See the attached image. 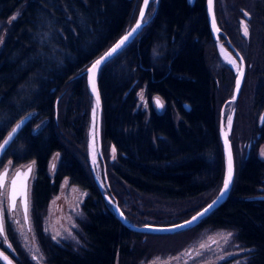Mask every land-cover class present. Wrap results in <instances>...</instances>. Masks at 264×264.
<instances>
[{"label": "trees", "instance_id": "trees-1", "mask_svg": "<svg viewBox=\"0 0 264 264\" xmlns=\"http://www.w3.org/2000/svg\"><path fill=\"white\" fill-rule=\"evenodd\" d=\"M140 1L0 0V21L20 8L8 22L0 49V141L17 120L30 115L2 159L34 162L31 214L45 263L138 264L162 252L163 242L157 240L211 227L235 232L236 241L251 249L246 264H264V160L254 152L245 154L237 167L234 163L233 181L221 205L194 227L167 235L124 227L89 170L86 131L93 99L87 71L131 28ZM204 2L150 0L147 12L153 16L148 24L97 75L102 179L121 212L136 225L186 220L216 197L223 182L219 112L231 97L235 75L217 53ZM213 12L219 40L228 48L231 42L246 63L245 80L232 103L233 135L237 139L261 131L264 137V122L259 125L251 118L264 109V0H213ZM241 17L249 28L246 43L238 34ZM249 77L257 83L251 115L245 118ZM228 89L229 95H223ZM138 94L145 101L139 107ZM156 97L164 102L160 111ZM106 145L115 147L113 162ZM54 153L60 156L50 176L47 164ZM63 178L86 192L84 246L79 249L54 244L40 230L41 213ZM14 263L32 264L22 252Z\"/></svg>", "mask_w": 264, "mask_h": 264}, {"label": "rangeland", "instance_id": "rangeland-1", "mask_svg": "<svg viewBox=\"0 0 264 264\" xmlns=\"http://www.w3.org/2000/svg\"><path fill=\"white\" fill-rule=\"evenodd\" d=\"M143 2L144 0H141L139 3L135 21L140 12V9L142 8ZM148 5L146 6L145 15L143 17L144 24L140 30H142L144 26L148 24L150 18L153 16L152 11L147 12ZM149 9H152V7H149ZM19 10L20 8L16 9L9 16L8 19L0 21V49L3 44V40L6 35V32L8 30V22L13 21L17 18L19 14ZM242 20L247 23L246 18L241 17L239 19L240 22ZM238 30H239L238 34L242 37L243 43H246L247 39H245V36L243 35L241 23L238 25ZM139 32L135 36V38L139 35ZM229 44L240 54L241 57H243L231 42ZM215 46L220 59L231 68L233 74L236 77L237 73L235 67L229 62L230 59H228L226 56H223L220 47L225 50V52L230 56L232 60L236 61V64H239V60L237 59V57L233 54L230 48H228L221 40H219V38L215 41ZM245 64L246 63L244 60V67H246ZM235 77H234V81H235ZM244 80H245V71L243 76V82ZM234 81H233V87H234ZM256 83H257V78H255V80H252V77H249L247 79V85H250V87H249V91L245 95V98H243L245 101L244 107L246 110L244 114L245 118L247 115L249 116L251 115L250 107L253 108L252 104H254L253 97L255 92L254 90L256 88L255 87ZM218 85H217V91L218 93H221L219 91H222L224 89L221 90V86ZM229 92L230 91L228 89L227 92H224L223 95L228 96ZM231 97H229L228 99L226 98L227 100L225 99L220 106L219 122L220 120L223 121L224 132L227 133L229 141L230 138L232 140L230 144L233 152L235 167H237V165L242 160L244 155L247 154L248 152H254V154L259 159L264 160V155H262V152H264V137L261 136L262 138L259 137L256 143L255 142L252 143L253 140L256 139L257 131L255 132L251 131V133H249L248 135L240 136V137L238 136L237 139H235L233 135L235 132L232 130L233 126L231 127L230 130L228 129L227 116L232 115L233 118L232 125L235 122L234 113L236 107L232 106L233 101H228ZM137 100H138L137 101L138 107L141 106V104L144 105L145 101L143 99L142 94H138ZM159 100L160 102H162V108H164V102L161 101L162 99L160 98ZM152 106L155 109V106L153 104ZM93 108L94 105L90 109V120L86 131V147H87L89 170L91 171L93 178L96 184L98 185V187L100 188V190L102 192H107V188L105 182L102 179V174H101V171L104 172V168L101 166L99 162V157H101V155L103 154L104 146L100 139V155H99L96 145V136H95L96 121L94 124ZM142 109L146 111L147 107L144 106V108ZM222 112H223V117H222ZM261 113L262 112L258 110L254 117L251 116V118L254 120L255 123L256 122L260 123ZM172 115L174 122L177 123L180 120L179 116L176 113ZM44 124L45 121L41 123L40 126H43ZM91 144L94 147L95 163L93 162V159H91L90 157ZM106 146L105 147L108 152L107 153L108 160L110 162L115 161L116 153H115V158H113V153H112V149L115 147L113 145H106ZM2 155L0 156V173L1 170L3 171V169L5 168L4 166H9V173H8L9 176L13 173L15 169H17V167L22 168L23 166L27 165V163L25 162L12 165V162L10 160L8 159L3 160ZM59 156H60L59 153H54L48 161L47 172L50 176H53L54 174V169L56 168L55 166L57 164ZM102 158L105 159V154L104 156H102ZM33 177L34 176L31 175V178L29 180L30 186L27 189L28 224H25L23 222L19 210V205L16 206L13 215L12 214L8 215L9 211L7 205H5L4 203L5 190L3 191V194L0 196V208L2 211L3 228H4L3 230L4 235L3 237L0 236V247L7 249L8 252H6V254L13 261L15 258H18L19 252L20 253L22 252L26 255V257L29 259V261L32 264H46L45 256L42 253L38 242L34 218L31 214ZM85 197H86V192L84 190L69 184L68 179L63 178L58 186L57 191L50 197L44 212L41 213L40 230L41 233L44 235V237H46L50 242L57 245H68L73 249L82 248L84 246L83 234L81 231V223L84 220V214L82 212V203ZM181 221L184 220L180 219L178 222ZM228 233H231V236L228 237L227 240L223 239V237L227 236ZM53 237H55V239H53ZM156 242H163L162 245L164 247L163 250L160 247L157 249V251L162 250V252H157L151 255L147 259L142 258L138 262V264H246L248 255L251 251V249L249 248H243L236 241L235 232L233 230L226 228L204 227L198 230L197 232H192L185 236L175 235L173 238L166 240H157ZM201 245H204V247L201 248ZM33 257H35V259H33Z\"/></svg>", "mask_w": 264, "mask_h": 264}, {"label": "snow or ice", "instance_id": "snow-or-ice-1", "mask_svg": "<svg viewBox=\"0 0 264 264\" xmlns=\"http://www.w3.org/2000/svg\"><path fill=\"white\" fill-rule=\"evenodd\" d=\"M145 6L148 5L149 0H144ZM208 10L209 13L212 14L213 13V0H208ZM145 15V10L142 7L140 9V17L141 19L137 21V24L134 28H132L129 32L126 33V35L124 37H122L111 49H109L106 53H104V55H102L99 59H97L92 65L91 67L88 69V77H89V85L91 87L92 93L95 95L96 97V104L93 108V116H94V124H95V113H96V109L99 106L100 103V99H99V93L97 91L96 88V83H95V71L101 66L102 63H106L108 61L109 58H111L114 54H116L120 49H122L126 43L133 38L134 34L139 30V28L141 27L142 24V20L143 17ZM245 16H248L249 14L247 12L244 13ZM241 27H242V31H243V35L245 37L249 36V28L248 25L245 21H241ZM212 25H213V29L214 31L218 32L219 29L216 26V20H215V16L213 15L212 18ZM237 56H239V54L237 53ZM236 69V80H235V91L234 94L231 98L232 101H235L236 99V94L239 92V89L241 87V82L244 76V71H245V67H244V59L243 57H239V64H236L235 60H230L229 61ZM156 104L158 107L162 106L159 98H157L156 100ZM222 117H223V112H222ZM232 115H228L227 116V126L228 129L230 130L232 127ZM21 123L16 124L15 127L12 128L11 132L8 134V136L4 139V141L2 143H0V151H3L7 145H9V143L13 140V138L15 137L18 129L21 127ZM221 132L224 136V141H225V146H226V151H227V170L226 173L224 175L223 178V187L220 189V196L217 198V200H214L212 202V204H209L207 208H205L202 212L197 213L196 216H193L191 218V220L189 221H185L184 224H180V225H173L172 228L169 229H156V230H160V231H172L175 229H179V228H183L186 227L190 224H192L193 222H195L197 219H199L201 216L205 215L209 209H211L213 207V205L215 203L218 202V200L220 198L223 197V195L226 193V191L229 189L230 184L232 182L233 179V161H232V154H231V150H230V146L228 144V138H227V133L224 132V125H223V121L221 124ZM115 148L112 149V153H113V158H115ZM262 155H264V152H262ZM93 162L95 163V154L93 153ZM34 166V162H32V164H30L27 167V170L24 172L21 171H17L15 173V176L11 179L10 182V187L8 189V201H9V209H15L16 207V197L22 196L24 197L23 201H22V206L24 209V220L25 223L28 222V192H27V184L25 183L30 175V173L32 172ZM7 178V171H5L3 174H0V190H3L5 188V179ZM0 194H3L2 191H0ZM117 211H119V209H116ZM121 215H123V213H121ZM4 228H3V219L2 217H0V232H3ZM58 235V234H57ZM231 236V233H228L227 236L223 237V239L227 240L228 237ZM53 239H55V237H53ZM204 245H201V248H203ZM5 260H8V257L5 256L4 257ZM33 259H35V257H33ZM9 264H11V262L9 261Z\"/></svg>", "mask_w": 264, "mask_h": 264}, {"label": "water", "instance_id": "water-1", "mask_svg": "<svg viewBox=\"0 0 264 264\" xmlns=\"http://www.w3.org/2000/svg\"><path fill=\"white\" fill-rule=\"evenodd\" d=\"M188 3L190 5H192L194 3V0H187ZM142 7L144 8V10H146V6H145V3L143 2L142 4ZM204 7H205V14H206V18H207V23H208V27H209V30H210V33L213 37V39L216 41L218 39V32L214 31L213 29V25H212V18H213V15H214V12L212 14L209 13V10H208V0H205L204 2ZM141 17H140V12L137 16V19L136 21L134 22V24L131 26V28L127 31L129 32L132 28H134L137 24V21L140 20ZM143 20H142V24H141V27L143 26ZM217 26V24H216ZM141 27L139 28V30L134 34L133 38H131L127 43L126 45H128L134 38L135 36L138 34V32L140 31ZM218 28V27H217ZM126 32V33H127ZM126 33L124 35H122L111 47H109L104 53H106L109 49H111L122 37H124L126 35ZM125 45V46H126ZM124 46V47H125ZM230 50L233 52V54L237 57V59L239 60V57L240 54L231 46V45H228ZM123 47V48H124ZM122 48V49H123ZM122 49H120L117 53H119ZM104 53H102L99 57H97L93 62L92 64L97 60L99 59L102 55H104ZM116 53V54H117ZM237 53L239 54V56H237ZM116 54H114L113 56H115ZM231 55V54H230ZM112 56V57H113ZM111 57V58H112ZM111 58H109L108 60H110ZM91 64V65H92ZM104 63L101 64V66L103 65ZM90 65V67H91ZM100 66V67H101ZM89 67V68H90ZM100 67L95 71V83H96V88H97V91L99 93V90H98V85H97V75H98V72H99V69ZM237 75V74H236ZM235 80H236V77H235ZM242 82H243V79H242ZM242 82H241V86H242ZM87 83H88V89H89V92L92 96V99H93V105L95 106L96 104V97L95 95L92 93V90H91V87L89 85V77H88V71H87ZM241 89V87H240ZM240 89H239V92H240ZM234 91H235V81H234V87H233V92H232V96L234 94ZM239 92L236 94V99L239 95ZM158 97H156L154 99V102L156 104V100H157ZM232 98V97H231ZM231 98L228 100V101H232ZM99 99H100V95H99ZM235 99V100H236ZM160 101V100H159ZM234 102V101H233ZM161 103V102H160ZM183 107L185 108V110H189V106L186 104V103H183L182 104ZM156 108L158 111H160L162 109V106L158 107L157 104H156ZM30 118V115H27V116H24L22 118H20L12 127L11 129L9 130V132L5 135V137L3 138V140L1 141V143L4 141V139L8 136V134L11 132L12 128L16 126V124L18 123H21V127L18 129L16 135L18 134V132L20 131V129L24 126V124L28 121V119ZM95 121H96V125H95V136H96V145H97V150L99 152V155H100V139H101V100H100V103H99V106L98 108L96 109V113H95ZM221 124H222V120H220L219 122V137H220V142H221V147H222V153H223V160H224V175L226 173V170H227V151H226V146H225V141H224V136L221 132ZM15 135V136H16ZM15 138V137H14ZM13 138V139H14ZM228 138V136H227ZM12 142V141H11ZM10 142V143H11ZM9 143V144H10ZM228 144L230 146V150H231V154H232V149H231V144H230V141H229V138H228ZM9 145L6 146V148L8 147ZM249 147V146H248ZM6 148L3 150V151H0V156L3 154V152L6 150ZM232 161H233V154H232ZM28 167V166H27ZM27 167L22 171V170H17V171H21V172H24L27 170ZM6 170H3L0 174H3ZM16 171V172H17ZM15 172V173H16ZM31 174V173H30ZM15 176V174H14ZM13 176V177H14ZM12 177V178H13ZM30 177V175H29ZM28 177V179H29ZM233 177H234V161H233ZM224 178V176H223ZM28 179L27 181L25 182L28 186ZM105 181V184H106V188H107V192H102V195H103V198L105 199V201L110 205V208H111V211L113 212L114 216L119 220V222L124 226L126 227L128 230H131L133 232H136V233H144V234H159V235H167V234H175V233H178V232H182V231H185L187 229H190L192 227H194L195 225H197L201 220H203L207 215H209L214 209H216L219 205H221L223 203V201L226 199L228 193H229V190H230V187H231V184H230V187L229 189L226 191V193L223 195L222 198H220L218 200L217 203H215L213 205V207L211 209H209V211L201 216L199 219H197L195 222H193L192 224L186 226V227H183V228H179V229H175V230H172V231H160V230H156V229H169V228H172L173 225H180V224H184L185 221H189L191 220V218L193 216H196L197 213H200L202 212L205 208L208 207L209 204H212V202L214 200H217V198L220 196V190L218 192V194L216 195V197L211 201L209 202L206 206H204L202 209H200L198 212H196L195 214H193L191 217H189L188 219L184 220V221H181V222H178V223H175V224H171V225H149V224H146V225H135L133 223H131L125 216L124 214L121 215V210L119 209V207L117 206V203L115 201V199L111 196V194L109 193V187L107 185V182H106V179L104 180ZM233 181V179H232ZM11 182V180H10ZM10 182H9V187H10ZM8 187V189H9ZM223 187V182H222V185H221V188ZM220 188V189H221ZM19 196V195H18ZM17 196V197H18ZM24 197L20 196V200H21V207H22V211H23V214H24V209H23V206H22V201H23ZM27 199H28V196H27ZM119 209V211H117L116 209ZM25 215V214H24ZM7 256L8 257V260H5L4 257ZM9 261L11 262V264H15L13 262V260L6 254L4 253L1 249H0V262L2 264H9Z\"/></svg>", "mask_w": 264, "mask_h": 264}, {"label": "flooded vegetation", "instance_id": "flooded-vegetation-1", "mask_svg": "<svg viewBox=\"0 0 264 264\" xmlns=\"http://www.w3.org/2000/svg\"><path fill=\"white\" fill-rule=\"evenodd\" d=\"M261 118H260V123H259V125H262L261 123H263L264 122V109H262L261 110ZM262 134L263 133H261V131H259V132H257L256 133V139L255 140H253V142L252 143H256V141H257V139H259V137H261L262 136ZM25 163H27V165H25V166H23L22 168L21 167H17V169H15L14 171H13V173L11 174V175H9L8 176V173H9V166H4L5 168L3 169V170H6L7 171V178L5 179V181H4V183H5V188L3 189V190H0V191H2V193H3V191L5 192L4 194H5V199H4V203H5V205H7V208H8V215H10V214H12L13 215V213L15 212L14 210L15 209H9V201H8V198H7V196H8V187H9V182H10V180L12 179V177L14 176V174H15V172L19 169V170H24L27 166H29L31 163L28 161V162H25ZM12 165H14L13 163H12ZM1 172H2V170H1ZM31 175H33V176H35V165L33 166V169H32V172H31V174H30V177H29V179H28V186H27V189L29 188V180H30V178H31ZM33 181H34V177H33ZM2 194H0V196H1ZM19 205V210H20V213H21V216H22V219H23V222L25 223V220H24V214H23V211H22V207H21V200H20V196H18V197H16V206H18ZM16 208V207H15ZM0 217H2V211H1V208H0ZM14 219H15V217H14ZM25 224H28V222L27 223H25ZM3 235H4V231L3 232H0V236L1 237H3ZM0 249L4 252V253H6V252H8L7 251V249L6 248H2V247H0Z\"/></svg>", "mask_w": 264, "mask_h": 264}, {"label": "bare ground", "instance_id": "bare-ground-1", "mask_svg": "<svg viewBox=\"0 0 264 264\" xmlns=\"http://www.w3.org/2000/svg\"><path fill=\"white\" fill-rule=\"evenodd\" d=\"M220 50H221V53L223 54V56H226L228 59L232 60V59L230 58V56L225 52V50H224L223 48L220 47ZM93 153H94V147H93V145L91 144V146H90V157H91V159H93ZM94 154H95V153H94Z\"/></svg>", "mask_w": 264, "mask_h": 264}]
</instances>
